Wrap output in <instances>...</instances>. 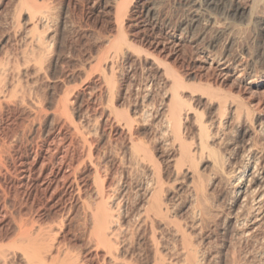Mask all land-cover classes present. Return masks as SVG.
Instances as JSON below:
<instances>
[{"label": "rangeland", "instance_id": "rangeland-1", "mask_svg": "<svg viewBox=\"0 0 264 264\" xmlns=\"http://www.w3.org/2000/svg\"><path fill=\"white\" fill-rule=\"evenodd\" d=\"M23 1L0 0V72L7 68L6 73L4 71V73H0V80L2 79L3 82L0 81V88L3 87L2 90H5V95L9 97H5L6 102L3 99L0 105V157L2 162L0 166V240H2L0 242L7 243V240H10L16 231L14 222L21 218L30 223H35L36 226L45 227V232L48 231L46 235L50 233V236H47L48 241L52 244V248H49V255H47L49 261L54 258L58 259V255L62 251L63 255L67 254L70 257L67 256L72 263H74L73 259H76L74 264H110L109 258L105 256V247L98 244L95 236V239L91 237V228H89L91 227V216L87 206L97 200L93 190L98 181L95 176L98 170L96 175H102L100 177L102 183L105 179L106 182L104 181L103 185L106 191H114L118 187L114 191L115 193L113 192L114 195L111 193V198L113 211L116 210L115 213H117L116 219H118L116 221L125 230L121 234L123 236L119 238L121 239L120 243L116 244L118 248L121 246L119 249L124 253V257L120 259L124 264H153L156 253L154 250L158 248L161 254L164 252L162 255L166 256V258L163 257L167 264L170 263L169 260L175 261L176 259L177 262H175L179 264L181 258L179 256H182L179 254L183 252L182 245H180L181 238H177L179 234L175 233L177 232L176 227L186 231L188 238H191L189 241L191 240L190 245L193 248L198 247V250L195 249L200 250L198 253L201 252V257L198 254L200 258L203 257L200 259L201 264H264V227L253 232V235L244 236L242 232L245 228L243 216L237 212L238 209L233 208V198L231 194L226 192L228 191L226 188L229 186L215 175L216 173L211 169L209 162L206 161V155L202 158H199L201 156L198 155L196 163L203 175L201 180L204 179V181L201 182L203 186L205 184L204 188L209 196L208 199L209 201L214 200L210 202V205L214 203V206H211V216L209 215L203 221L199 219H195V221L194 218L196 217L193 215V211L190 213L193 205L190 199V189H192L189 185L191 182L190 174L184 175L187 173L184 171L178 175L173 174V163L169 160L174 152L171 145L172 138L169 135L160 134L162 133L160 130L162 129V122L159 120V114L166 107L169 98L161 97L164 94L162 76L166 67L158 60L173 66L190 83H210L209 85L213 88H222L223 91L225 90L236 98L240 97L243 100L245 98L244 101L251 106L254 102L257 106L261 104L260 108L263 107L264 95L262 91L264 86L258 89L259 91L255 88L251 89L244 80L250 81L255 76L264 75V25L260 22L264 21V2L262 3L263 6L261 4L256 9L255 16L248 19L241 15L230 16L227 13L230 1L216 7L207 4L204 0H198L196 3L194 0H127L129 7L122 16H118L122 0H36L38 8H41L37 12L43 11L45 15L41 12L40 14L33 12L28 6L22 7ZM250 3L252 0H241V4H245L244 6H249ZM153 7L157 8L154 9ZM40 18L44 20L42 19V21ZM120 19L124 21L123 30L127 33L128 39L145 51L135 52L136 50L132 47L123 46L125 48L123 51V47H119L121 52L111 44L117 35L116 29H118L119 23H116ZM148 21L152 24L149 23V25ZM141 23H143L142 26ZM212 25H216V28L211 27ZM144 29L148 32H145ZM30 32H34L33 35ZM28 33L31 36H28ZM41 34L46 35H44L47 38L45 43L48 45L43 49L32 43H38L40 36L45 39ZM169 34H182L183 40L179 45L181 47L174 46L170 40H167ZM33 37L36 38V41L32 39ZM155 37L159 38L156 39ZM162 39L164 40L161 41ZM170 43L174 46H172L173 49H171ZM200 47L215 58L217 57L218 61L228 64L234 73L229 72L225 77L224 73L213 69L214 66L211 68L208 63L197 60L194 56L201 49ZM154 57L156 58L154 59ZM106 59L107 62H105ZM229 75L231 76L229 77ZM237 75H242L244 79H237ZM155 80H159V82ZM148 84L149 86H147ZM108 86L111 90L114 88L112 90L114 93L108 89ZM162 87L163 91L161 90ZM12 90L16 92L15 95L11 93ZM249 91L252 93L250 94ZM260 93L262 95H258ZM15 96H17L16 102ZM259 97H263L262 101ZM198 101L196 100L194 104L200 106V110L205 109L204 112H208V108L204 107L206 106L204 102L198 103ZM256 104L253 105V108H257V106L255 107ZM211 112L210 115L215 116L216 109ZM120 114L125 116H120ZM128 116L131 117V120ZM126 117L130 120V129ZM230 126L227 130L220 131L222 133L218 132L222 138L228 132L225 138L229 142L227 143L223 138L225 144H220L221 146L218 148L221 151L224 147V151L221 152L224 155L226 153L227 156H225L231 161L230 171L234 172L233 167L236 166L234 163L238 158L242 144L240 140L242 127L238 123ZM157 127H159L158 130H156ZM189 128L191 129L189 126L183 133L188 142L193 140L191 138L193 131ZM189 130L191 134L188 133ZM231 131L232 133H230ZM91 132L92 135L89 134ZM212 132L216 133V129L214 128ZM80 135L87 141H84L85 139H82ZM131 136L137 140L141 138V142L147 143L145 145L149 146V156L153 155V162L148 156H145V159L139 162L140 164L129 160L128 149L126 148H128ZM166 136L169 139L165 138ZM193 137L195 142L190 143L196 144L197 138L195 135ZM231 137H235V139ZM262 138H260V143L264 146V138ZM153 152L154 154H152ZM88 153L91 154V157ZM154 162L161 168L162 184L159 187L162 195H160L161 201H165L167 204L164 205L170 208L167 213L169 216L167 215V218L162 219L164 223L160 219L149 222L142 217L143 205L146 201L145 193L148 190L146 188L148 187L147 182L151 180L148 168ZM137 166L140 168L138 169ZM143 171H147V175ZM211 177L212 180H210ZM221 189L223 191L225 189V191L223 192ZM118 190H121V193ZM213 196L215 197L213 198ZM190 207L191 209H189ZM14 218L17 219L14 220ZM205 220L206 222H204ZM165 223L169 228H166ZM171 228L175 231L172 232ZM153 231L158 238L157 242L155 241L156 245L153 239ZM19 254L18 252L15 260L12 259L15 261L14 264H24L23 261H20L21 256ZM173 261L170 264H176ZM67 262L70 264V261ZM37 264L42 263L37 262Z\"/></svg>", "mask_w": 264, "mask_h": 264}, {"label": "bare ground", "instance_id": "bare-ground-1", "mask_svg": "<svg viewBox=\"0 0 264 264\" xmlns=\"http://www.w3.org/2000/svg\"><path fill=\"white\" fill-rule=\"evenodd\" d=\"M36 0H24L23 1V6L22 7H26L28 6L33 12H37L39 10L37 3L35 2ZM38 1V0H37ZM165 1V0H164ZM198 0H194V2L196 3ZM207 4L209 5H213V6H220L222 3L224 2H228L230 1V5L227 8V13L230 14V16L234 15V17H236V15H241L242 17H246V18H250L252 19V17L255 16V12L256 9L264 2V0H252V3L249 4V6H244L241 4V0H204ZM19 2V1H18ZM161 2V1H160ZM39 3V2H38ZM127 0H122V2L120 3L119 6V15L118 16H122V14L126 11V9L129 7V5L127 4ZM264 4V3H263ZM262 4V6H263ZM44 5V4H43ZM43 5H41L42 7H44ZM48 5V4H46ZM154 5V4H153ZM152 5V6H153ZM165 5V4H164ZM247 5V4H246ZM162 6V5H161ZM18 7V6H17ZM20 7V6H19ZM160 7V6H159ZM149 8V7H148ZM152 8V7H151ZM150 8V9H151ZM154 8V7H153ZM157 8V7H155ZM154 8V9H155ZM41 9V8H40ZM260 9V8H259ZM20 10V9H19ZM53 10V9H52ZM169 10V9H168ZM54 11V10H53ZM52 11V12H53ZM144 11V10H142ZM160 11V10H159ZM32 12V13H33ZM44 12L43 11H39L37 12V14H40ZM157 12V11H156ZM259 12H261L259 10ZM258 12V13H259ZM48 13V11H47ZM46 13V14H47ZM116 14V13H115ZM143 14V12H142ZM141 14V15H142ZM146 14V13H144ZM150 14V13H149ZM42 15V14H41ZM40 15V16H41ZM45 15V14H44ZM48 15H50L48 13ZM57 15V14H56ZM155 15V14H154ZM159 15V14H157ZM161 15V14H160ZM31 16V15H30ZM47 16V15H46ZM139 16H140V12H139ZM149 16V15H148ZM258 16V15H257ZM42 17H44L42 15ZM48 17V16H47ZM147 17V16H145ZM151 17V16H150ZM148 17V19L150 18ZM260 17V14H259ZM35 18V17H34ZM143 18V17H142ZM18 19V18H17ZM16 19V20H17ZM33 19V18H32ZM31 19V20H32ZM43 19V18H42ZM40 18V20H42ZM118 19V18H117ZM124 19V16H123ZM146 19V18H145ZM146 19V20H148ZM38 20V19H37ZM44 20V19H43ZM42 20V21H43ZM46 20V18H45ZM53 20V19H52ZM57 20V19H56ZM150 20V19H149ZM158 20V19H157ZM192 20V19H191ZM15 21V20H14ZM20 21V20H19ZM50 21V20H49ZM145 21V20H144ZM16 22V21H15ZM123 20L120 19L119 22H117L116 24L119 23L118 25V29L117 30V35L115 36V38L111 41V44L113 46H115L116 48H118L120 50L119 47H123V46H127V47H132V49H135L134 51H145L143 50L142 47L136 46L135 44H133L130 39H128L127 37V33H125V31L123 30L124 26H123ZM143 22V21H142ZM152 22V20H151ZM157 22V21H156ZM256 22V21H255ZM263 23L264 25V21H260ZM13 23V22H12ZM21 23V22H20ZM38 23V22H37ZM40 23V21H39ZM53 23V22H52ZM148 24L150 23L149 21L147 22ZM14 24V23H13ZM49 24V23H48ZM143 23H141L142 26ZM152 24V23H150ZM149 24V25H150ZM156 24V23H155ZM154 24V25H155ZM260 24V23H259ZM19 25V24H18ZM33 25V24H32ZM36 25V24H35ZM44 25V24H43ZM55 25V24H54ZM148 25V26H149ZM230 25V23H229ZM21 26V25H20ZM147 26V25H146ZM162 26V25H161ZM183 26V25H182ZM216 25H212L211 27H215ZM145 27V26H144ZM154 27V26H153ZM151 27V28H153ZM191 27V26H190ZM142 28V27H141ZM148 28V27H147ZM150 28V27H149ZM160 28V27H159ZM172 28V27H171ZM170 28V29H171ZM216 28V27H215ZM218 28V26H217ZM220 28V27H219ZM235 28V27H234ZM156 29V28H155ZM162 29V28H161ZM174 29V28H173ZM264 29V28H263ZM17 30V29H16ZM37 30V29H36ZM50 30V29H49ZM146 29H144L145 31ZM230 30V29H229ZM24 31V30H23ZM27 31V30H26ZM35 31V30H34ZM152 31V29H151ZM161 31V30H160ZM168 31V30H167ZM171 31V30H170ZM182 31V30H181ZM245 31V30H244ZM19 32V31H18ZM148 32V31H145ZM174 32V31H173ZM172 32V33H173ZM179 32V31H178ZM187 32V31H186ZM185 32V33H186ZM195 32V31H194ZM6 33V32H5ZM32 33V32H30ZM34 33V32H33ZM32 33V35H33ZM37 33V32H36ZM153 33V32H152ZM151 33V34H152ZM167 33V32H166ZM181 33V32H180ZM193 33V32H192ZM40 34V33H39ZM38 34V35H39ZM149 34V33H148ZM156 34V33H155ZM27 35V33H26ZM41 35H45V34H41ZM163 35V34H162ZM166 35V34H165ZM164 35V36H165ZM28 36L29 35L28 33ZM46 36V35H45ZM44 36L45 39H43V37L38 39V43H34L32 41L33 44H37V46L39 45L40 47H45L47 44L45 43V40L47 39ZM152 36V35H149ZM160 36V35H158ZM198 36V35H197ZM35 37V36H34ZM32 38L34 39V41H36V38ZM130 37V36H129ZM147 37V36H146ZM161 37V36H160ZM205 37V35H204ZM144 38V37H143ZM152 38V37H151ZM156 38V37H155ZM159 38V37H158ZM156 38V39H158ZM199 38V37H198ZM203 38V37H202ZM19 39V38H18ZM30 39V40H32ZM196 39V38H195ZM51 40V39H49ZM132 40V39H131ZM152 40V39H151ZM164 39H162L161 41H163ZM166 40V39H165ZM170 40L171 43H173L174 46H179L182 43L183 40V36L181 35H177V34H169L168 35V39ZM48 41V40H47ZM156 41V40H155ZM22 42V41H21ZM49 42V41H48ZM47 42V43H48ZM154 42V41H153ZM160 42V41H159ZM166 42V41H165ZM185 42V40H184ZM152 43V42H151ZM156 43V42H155ZM171 43L169 45H171ZM208 43V42H207ZM51 44V42H50ZM164 44V42H163ZM167 44V43H166ZM201 44V43H198ZM202 44H204V42H202ZM206 44V43H205ZM29 45V44H28ZM141 45V44H140ZM152 45H154L152 43ZM168 45V46H169ZM171 45V49L172 46ZM195 45V44H194ZM5 46V44H4ZM30 46V45H29ZM33 46V45H32ZM159 46V45H158ZM173 46V47H174ZM206 46V45H204ZM48 47V45H47ZM149 47V46H148ZM165 47V45H164ZM181 47V46H179ZM26 48V47H25ZM39 48V47H38ZM46 48V47H45ZM124 48V47H123ZM122 51L125 50V48ZM156 48V47H155ZM162 48V47H161ZM170 48V47H169ZM201 49H199L198 52L195 53V58L197 60L200 61H204L205 63H208V65L215 69L216 71L222 72L225 74H229L230 73H234V70L232 68H229L228 64L226 65L225 62H221L218 61L214 56L210 55L208 52H206L205 49H202V47H200ZM205 48V47H204ZM208 48V47H207ZM148 49V48H147ZM163 49V48H162ZM161 49V50H162ZM177 49V48H176ZM175 49V50H176ZM192 49V48H191ZM56 50V49H55ZM54 50V51H55ZM100 50V49H99ZM158 50V49H157ZM164 50V49H163ZM162 50V51H163ZM170 50V49H169ZM174 50V51H175ZM181 50V49H180ZM179 50V51H180ZM195 50V48H194ZM193 50V51H194ZM209 50V49H208ZM211 50V49H210ZM209 50V51H210ZM25 51V50H24ZM34 51V50H33ZM37 51V50H36ZM46 51V50H45ZM121 51V50H120ZM119 51V52H120ZM121 51V52H122ZM128 51V49H127ZM155 51V50H154ZM171 51V50H170ZM35 52V51H34ZM43 52V50H42ZM47 52V51H46ZM111 52V51H110ZM114 52V51H113ZM112 52V53H113ZM118 52V51H116ZM141 52V53H142ZM172 52V51H171ZM177 52V51H176ZM181 52V51H180ZM39 53V52H38ZM158 53V52H157ZM194 53V52H193ZM117 54V53H115ZM114 54V56H116ZM133 54V53H132ZM148 54V53H147ZM155 54V53H154ZM12 55V54H11ZM10 55V56H11ZM123 55V54H122ZM127 55V54H126ZM146 55V53H145ZM152 56V54H150ZM7 56V55H6ZM15 56V55H14ZM38 56V55H37ZM137 56V55H136ZM144 56V55H143ZM9 57V55H8ZM44 57V56H42ZM146 57V56H145ZM148 57V55H147ZM233 57V56H232ZM254 57V56H253ZM3 58V57H2ZM5 58V57H4ZM115 58V57H114ZM113 58V59H114ZM131 58V57H130ZM140 58V57H139ZM149 58V57H148ZM152 58V57H151ZM156 57H154L155 59ZM192 58V57H191ZM220 58V57H219ZM40 59V58H38ZM138 59V58H137ZM136 59V60H137ZM153 59V60H154ZM5 60V59H4ZM37 60V59H35ZM110 60V59H109ZM128 60V59H127ZM161 63H163L162 65H165L166 70L165 72H163V76L162 74H160L163 79H164V94L161 96L163 98V96H165L164 99L169 98V102H167V104L165 103L166 101L164 99L166 107H164L161 111H160V119L158 117L159 120H161L160 122H162V129H160L162 131V133L160 134H164V135H169L171 136V140H172V147L174 150V154L172 153L171 160L173 163V171L175 175H178L179 173H181L182 171L187 172L186 174L184 173V175H187L188 173L190 174V186L192 189L191 190V200H192V210L190 211V213L192 212L193 215H195L196 218L195 219H199V220H204L206 218L209 217V215L211 214L212 211V207L214 206L213 204L210 205V202L208 199V195L205 192V184L203 186L201 181H204V179L201 180L202 178V173L199 170L200 168L198 167V164L196 163V159L197 156L200 155L202 158L204 155H206L207 160L211 166V169L216 173L215 175L218 176L220 178L221 181L226 182V185L229 186L228 188H225L228 190L226 192H228L227 194H231V197L233 198V208L235 210L238 209V213H240L241 216H243V221H244V229H243V234L246 237V235H253V232L255 231H259L260 229H262L264 227V146H262V144L260 143V138L263 137L264 138V106L260 108V105L257 106L256 103L252 102V106L249 105L245 100H243V98H236L234 97L232 94L227 93L225 90L223 91L222 88H213L211 85L209 84H205L204 82H199V83H190L187 80H185L183 78V74L180 75L179 72H177L173 66L171 67L170 64L166 63L165 61H162L160 59H158ZM157 60V62L159 63V61ZM166 60V59H165ZM19 61V60H18ZM35 62V61H34ZM52 62V61H51ZM107 62V59L106 61ZM134 62V61H133ZM137 62V61H136ZM143 62V61H142ZM156 62V63H157ZM3 63V62H2ZM22 63V62H21ZM40 63V62H39ZM112 63V62H111ZM159 63V64H161ZM18 64V63H17ZM38 64V62H37ZM98 64V63H97ZM100 64V63H99ZM104 64V63H102ZM136 64V63H135ZM153 64V63H152ZM41 65V64H40ZM108 65V63H107ZM112 65V64H110ZM140 65V64H139ZM233 65V64H232ZM2 66V65H1ZM5 66V65H3ZM16 66V65H15ZM208 66V69H210ZM9 67V66H8ZM37 67V66H36ZM107 67V66H106ZM111 67V66H109ZM113 67V66H112ZM111 67V68H112ZM156 67V66H154ZM159 67V66H158ZM163 67V66H162ZM161 67V68H162ZM189 67V66H188ZM2 68V67H1ZM48 68V67H47ZM120 68V67H119ZM152 68V67H151ZM3 69V68H2ZM1 69V70H2ZM10 69V68H9ZM12 69V68H11ZM17 69V68H16ZM19 69V68H18ZM150 69V68H149ZM237 69V68H236ZM239 69V68H238ZM7 70V68H6ZM5 70V71H6ZM50 70V69H49ZM145 70V69H144ZM154 70V69H153ZM158 70V69H156ZM4 71V69L2 70V72ZM4 71V72H5ZM146 71V70H145ZM163 71V70H162ZM208 71V70H207ZM210 71V70H209ZM243 71V70H242ZM241 71V72H242ZM0 72V73H2ZM3 72V73H4ZM10 72V71H9ZM40 72V71H39ZM211 72V71H210ZM214 72V71H213ZM212 72V73H213ZM244 72V71H243ZM6 73V72H5ZM8 73V72H7ZM142 73V72H141ZM150 73V72H149ZM153 74V73H152ZM186 74V73H185ZM190 74V73H188ZM216 74V72H215ZM218 74V73H217ZM2 75V74H1ZM151 75V74H150ZM243 75V73H242ZM242 75H237L236 78L239 80H243V76ZM46 76V75H45ZM108 76V74H107ZM111 76V75H109ZM146 76V75H145ZM148 76V75H147ZM231 75H229L230 77ZM7 77V76H6ZM14 77V76H13ZM44 77V76H43ZM87 77V76H86ZM217 77V76H216ZM219 77V76H218ZM217 77V78H218ZM39 78V77H38ZM90 78V77H89ZM247 78V77H246ZM4 79H6L4 77ZM9 79V78H8ZM15 79V78H14ZM149 79V77H148ZM153 79V78H152ZM159 79V78H158ZM194 79V78H193ZM226 79V78H225ZM228 79V78H227ZM145 80V79H144ZM162 80V78H161ZM210 80V79H209ZM224 80V78H223ZM222 80V81H223ZM234 80V79H233ZM2 82V79L0 80ZM5 81V80H4ZM14 81V80H13ZM114 81V80H113ZM156 81V80H155ZM159 82V80H157ZM156 81V82H157ZM163 81V80H162ZM196 81V80H195ZM194 81V82H195ZM206 81V80H205ZM236 81V80H235ZM245 83H248L249 88L251 89H261L264 86V75L262 76H255L252 80L247 81L244 80ZM109 82V81H108ZM151 82V81H150ZM3 83V82H2ZM6 83V82H4ZM8 83V82H7ZM12 83V82H11ZM161 83V82H160ZM15 84V83H14ZM150 84V83H149ZM149 84L147 86H149ZM1 85V83H0ZM16 87H18L17 84H15ZM34 85V84H33ZM110 85V84H109ZM139 85V84H138ZM161 85V84H160ZM163 85V84H162ZM239 85V84H238ZM247 85V84H246ZM7 86V85H6ZM37 86V85H36ZM114 86V85H113ZM221 86V85H220ZM219 86V87H220ZM1 87V86H0ZM5 87V85H4ZM8 87V86H7ZM27 87V86H26ZM109 87V86H108ZM145 87V86H144ZM215 87V86H214ZM248 87V86H247ZM3 88V87H2ZM2 88H0V105L2 104V100L5 101L7 97V95H5L4 91L2 90ZM29 88V87H28ZM136 88V87H135ZM150 88V87H149ZM14 89V88H12ZM96 89V88H95ZM110 91H112L110 89V87L108 88ZM140 89V88H139ZM146 89V88H144ZM155 89V88H154ZM246 89V88H245ZM15 90V89H14ZM12 90V94L15 95V91ZM17 90V89H16ZM28 90V89H27ZM116 90V89H115ZM152 90V89H151ZM163 91V87L161 89ZM241 90V89H240ZM3 91V92H2ZM9 91V90H8ZM140 91V90H139ZM160 91V90H159ZM245 91V90H244ZM259 91V90H258ZM18 92V91H17ZM38 92V91H37ZM114 93V91H112ZM145 92V91H144ZM158 92V91H157ZM250 92V91H249ZM256 92V91H255ZM254 92V93H255ZM10 93V92H9ZM159 93V92H158ZM163 93V92H162ZM233 93V92H232ZM252 92H250L251 94ZM8 94V93H7ZM19 94V93H18ZM16 94V95H18ZM109 94V93H108ZM150 94V93H149ZM262 94L264 95V89L262 91ZM261 93L258 95H262ZM9 96H11L10 94H8ZM35 95V94H34ZM149 97V95H147ZM153 96V94H152ZM240 96V95H239ZM255 96V95H254ZM6 97V98H5ZM110 97V96H109ZM108 97V98H109ZM135 97V96H134ZM243 97V96H241ZM13 98V95H12ZM17 98V96H15L14 100ZM153 98V97H152ZM155 98V97H154ZM153 98V99H154ZM257 98V97H256ZM260 98V97H259ZM263 98V97H262ZM262 98L261 101H262ZM8 100V99H7ZM112 100V99H111ZM148 100V99H147ZM199 102H204V104L206 106H204L205 108H208V112H204V110H200L198 105L194 104L195 101ZM258 100V99H257ZM11 101V100H10ZM37 101V100H36ZM108 101V100H107ZM133 101V100H132ZM145 101V100H144ZM249 101V100H247ZM251 101V100H250ZM253 101V100H252ZM260 101V100H259ZM258 101V102H259ZM6 102V101H5ZM16 102V100H15ZM14 102V103H15ZM31 102V101H30ZM109 102V101H108ZM112 102V101H111ZM110 102V103H111ZM153 102V101H152ZM69 103V102H68ZM144 103V102H143ZM150 103V102H148ZM156 103V102H155ZM9 104V103H8ZM113 104V103H112ZM154 106V103H152ZM161 104V103H160ZM165 104H163V106H165ZM255 105V107L257 106V108H253V105ZM259 104V103H258ZM66 105V104H65ZM114 105V104H113ZM11 106V105H10ZM143 106V105H142ZM152 106V107H153ZM161 106V105H160ZM30 107V106H29ZM151 107V106H150ZM159 107V106H158ZM260 109H259V108ZM70 108V107H69ZM162 108V107H161ZM67 109V108H66ZM144 109V108H143ZM154 109V108H153ZM216 109V114L214 115H210L212 114V110ZM63 110V109H62ZM116 110V109H115ZM147 111V109H144ZM156 111L158 109H155ZM207 110V109H206ZM258 110V111H257ZM155 111V112H156ZM56 112V111H55ZM60 113V112H59ZM111 113V112H110ZM147 113V112H146ZM209 113V114H206ZM126 114V113H125ZM144 114V113H143ZM148 114V113H147ZM158 114V113H157ZM111 115V114H110ZM117 115V114H116ZM125 116L124 114H120V116ZM145 115V114H144ZM143 115V116H144ZM113 116V115H112ZM119 116V115H118ZM142 116V117H143ZM214 116V117H213ZM129 117V116H128ZM115 118H118L117 116H115ZM125 118V117H124ZM131 120V117H129ZM129 118L126 117L127 120V125L129 126V129L131 128V124H130V120ZM146 118V117H145ZM100 119V118H99ZM157 119V116H156ZM88 120V119H87ZM145 120V119H144ZM82 121V120H81ZM158 121V120H157ZM156 121V122H157ZM147 122V121H146ZM151 122V121H150ZM155 122V123H156ZM98 123V122H97ZM134 123V122H133ZM154 123V124H155ZM159 123V121H158ZM241 125L242 127V132H241V148H240V152L238 155V158L236 159L235 163L236 166L235 168L233 167L234 172L230 171V160H228V158L226 157V153L225 155L222 153L224 151V147L222 148V152L220 151V149L218 147H220L222 143H224L223 138H225V135L228 133H225V135H223V138L220 137V134H218V132L223 131V130H227V128L232 125V124H237ZM36 124V123H35ZM78 124V123H77ZM91 124V123H90ZM160 124V123H159ZM160 124V127H161ZM79 125V124H78ZM120 125V124H119ZM150 125V124H149ZM96 126V125H95ZM156 127V125H154ZM158 126V125H157ZM191 127L192 131H193V135H191V138H193L192 141L190 142H195L194 139V135L196 136L195 138H197V143L193 144L188 142L183 133L185 132L186 129H188V127ZM235 126V125H233ZM38 127V126H37ZM86 127V126H85ZM231 127V126H230ZM238 127V126H237ZM235 127V128H237ZM89 128V127H88ZM214 128L216 129V133L214 134L212 131L214 130ZM94 129V128H93ZM96 129V128H95ZM132 129L134 130V128L132 127ZM159 127H157L156 130H158ZM190 129V128H189ZM190 129V130H191ZM232 129V128H231ZM78 130V127H77ZM132 130V132L134 133V131ZM159 130V131H160ZM190 130L188 131V133L190 132ZM71 131V130H70ZM79 131V130H78ZM90 131V128H89ZM92 131V130H91ZM124 131V130H123ZM154 131V130H153ZM159 131H156L157 133ZM160 131V132H161ZM237 131V130H236ZM137 132V131H136ZM84 133V130H83ZM88 133V132H87ZM222 133V132H220ZM224 133V132H223ZM232 133V131L230 132ZM89 134H93L92 132ZM136 134V133H134ZM187 134V133H186ZM191 134V133H189ZM217 134V135H216ZM77 135V134H76ZM85 135H87L85 133ZM230 135V134H228ZM234 135V134H233ZM236 135V134H235ZM238 135V134H237ZM81 136V135H80ZM129 136V135H128ZM138 136V135H135ZM155 136V135H154ZM231 136V135H230ZM229 136V137H230ZM78 137V136H77ZM83 136H81L82 138ZM85 137V136H84ZM91 137V136H90ZM126 137V136H125ZM188 137V136H186ZM227 137V136H226ZM228 137V138H229ZM238 137V136H235ZM235 137H231L232 139ZM140 138V137H139ZM158 138V137H157ZM167 138V136L165 137ZM230 138V139H231ZM262 138V139H263ZM85 139V138H82ZM141 139V138H140ZM139 140H137L135 137H130V141L128 142V157L129 160L133 163H139L142 162L145 159V156H148L150 158V160L153 162V155L149 156V149L148 147L145 145L147 143H143ZM159 139V138H158ZM162 139V138H161ZM169 139V138H167ZM227 138H225V141ZM229 139V140H230ZM76 140V139H75ZM91 139H89L90 141ZM147 140V139H146ZM160 140V139H159ZM158 140V141H159ZM165 140V139H163ZM162 140V141H163ZM84 141H87V139H85ZM157 141V142H158ZM168 141V140H167ZM166 141V142H167ZM233 141V140H232ZM81 142V141H80ZM91 142V141H90ZM89 142V143H90ZM148 142V141H147ZM170 142V141H169ZM231 142V141H230ZM235 142V140L233 141ZM263 142V141H261ZM83 143V141H82ZM85 143V142H84ZM87 143V142H86ZM109 143V142H108ZM171 143V142H170ZM227 143H229L227 141ZM237 143V142H236ZM88 144V143H87ZM166 144V143H165ZM225 144V143H224ZM232 144V143H231ZM149 145V144H148ZM156 145V144H155ZM169 145V144H167ZM219 145V146H218ZM228 145V144H226ZM234 145V143H233ZM59 146V145H58ZM85 146V145H84ZM89 146V145H87ZM92 147V146H91ZM116 147V146H115ZM171 147V146H169ZM2 148V147H1ZM87 148V147H86ZM151 148V147H150ZM227 148V147H226ZM231 148V147H230ZM153 149V148H151ZM172 149V148H171ZM234 149V147H233ZM1 150V149H0ZM10 150V149H9ZM90 150V149H88ZM87 150V151H88ZM169 150V149H167ZM227 150V149H226ZM225 150V151H226ZM237 150V149H236ZM235 150V151H236ZM117 151V150H116ZM126 151V150H125ZM152 151V150H151ZM234 151V153H235ZM89 152V151H88ZM121 152V151H120ZM168 152V151H167ZM170 152V151H169ZM233 152V151H232ZM90 154V153H88ZM154 154V152L152 153ZM166 154V153H165ZM168 154V153H167ZM228 154V153H227ZM231 154V153H230ZM1 155V154H0ZM237 155V154H236ZM127 156V155H126ZM124 156V157H126ZM229 156V155H228ZM91 157V154H90ZM127 157V158H128ZM155 157V156H154ZM156 158V157H155ZM168 158V157H167ZM168 160V159H167ZM168 160V162H169ZM198 160V159H197ZM204 160V161H205ZM232 160V159H231ZM147 161V159H146ZM201 161V160H200ZM234 162V161H233ZM201 163V162H199ZM206 163V162H205ZM79 164V163H78ZM140 164V163H139ZM160 164V163H159ZM164 164V163H163ZM208 164V163H207ZM2 165L1 162V157H0V166ZM123 165V164H122ZM136 165V164H135ZM121 166V165H120ZM145 166V165H144ZM201 166V165H200ZM204 167V165H202ZM208 166V165H206ZM67 167V166H66ZM99 167V166H98ZM132 167V166H131ZM172 167V165H171ZM202 167V168H203ZM97 168V167H96ZM138 168V166H137ZM135 168V169H137ZM140 168V167H139ZM138 168V169H139ZM142 168V167H141ZM144 168V167H143ZM165 168V167H164ZM208 168V167H207ZM206 168V170H208ZM137 169V170H138ZM146 169V167L144 168ZM205 169V168H204ZM129 170V169H128ZM142 170V169H141ZM149 170V174L151 175V180H149L148 183V190L147 192L144 194L146 196V201L145 204H141L143 205V210H142V214H143V218H145V220H159L160 221L162 219L167 218V213H168V209H170L169 207H167L166 205H164L166 202H162L161 201V197H160V189L159 187L162 184V178L160 174V170L161 168H159L155 162L154 164H151L148 168ZM147 170V171H148ZM168 170V169H167ZM172 170V169H170ZM147 171H143L146 175H147ZM163 171V170H162ZM205 171V170H204ZM140 172V171H139ZM211 172V171H210ZM95 173V172H94ZM98 173V170H97ZM96 173V174H97ZM105 173V172H104ZM171 173V172H170ZM205 173V172H204ZM76 174V173H75ZM97 177V182L95 184V189L93 190V192L95 191L94 197L97 199L96 202L92 201L93 203L89 204L86 209L89 210L88 212L89 215L91 216V232L90 234H92L91 237H96V240L98 242V244L102 245L103 247H105L104 249H106V255L109 260L108 262L110 264H124L122 261H120V259H122L123 256V252L120 250L121 246L118 248L116 247V244L120 243L119 238H121L120 236L125 230L118 225L117 223V219H116V214L115 211H113L112 208V198H111V193L113 194V192L115 190H117V188H113L114 191H106L103 183L105 181V179H103V183H102V179L100 178L102 175H96ZM137 174V173H136ZM143 174V173H142ZM144 174V175H145ZM208 175V174H207ZM117 176V175H116ZM164 176V175H163ZM182 176V175H181ZM211 176V175H210ZM215 176V177H216ZM23 177V176H22ZM186 177V176H185ZM101 179V180H100ZM148 179V177H147ZM181 179H183V177H181ZM214 179V177H213ZM64 180V179H63ZM100 180V181H99ZM165 180V179H164ZM163 180V181H164ZM175 180V179H174ZM180 180V179H179ZM188 180V179H187ZM212 180V177L211 179ZM216 180V179H215ZM120 181V180H119ZM146 181V180H145ZM106 182V181H105ZM171 182V181H170ZM219 182V181H218ZM78 183V182H77ZM95 183V182H93ZM177 183V182H176ZM175 183V184H176ZM205 183V182H203ZM223 183V182H222ZM221 183V184H222ZM111 184V183H110ZM164 184V183H163ZM211 184V183H210ZM208 184V185H210ZM224 184V183H223ZM146 185V184H145ZM207 185V184H206ZM122 186V185H121ZM130 186V185H129ZM147 186V185H146ZM170 186V185H169ZM172 186V184H171ZM170 186V188H171ZM174 186V185H173ZM188 186V184H187ZM176 187V186H175ZM221 187V186H220ZM107 188V186H106ZM111 188V187H110ZM181 188V187H180ZM207 188V186H206ZM109 189V188H107ZM163 189V188H162ZM166 189V188H165ZM208 190V189H207ZM206 190V191H207ZM222 190V189H221ZM119 191V190H118ZM121 191V190H120ZM119 191V192H120ZM138 191V190H137ZM223 191V190H222ZM225 191V189H224ZM223 191V192H224ZM163 192V191H161ZM189 192V191H188ZM209 192V190H208ZM207 192V193H208ZM216 192V191H215ZM222 192V193H223ZM79 193V192H78ZM115 193V192H114ZM118 193V192H117ZM121 193V192H120ZM81 194V193H80ZM163 194V193H162ZM114 195V194H113ZM112 195V196H113ZM162 196V195H161ZM228 196V195H227ZM143 197V196H142ZM175 197V196H174ZM185 197V196H184ZM187 197V196H186ZM211 197V196H210ZM215 196H213L214 198ZM137 198V196H136ZM139 198V197H138ZM163 199V197H162ZM165 199V198H164ZM211 199V198H210ZM218 199V198H217ZM231 199V198H230ZM145 200V199H144ZM143 200V201H144ZM219 200V199H218ZM214 201V200H213ZM212 201V202H213ZM232 201V200H231ZM84 202H87L86 200H84ZM121 202V200H120ZM115 203V202H114ZM118 203V202H117ZM187 203V202H186ZM87 205V203H85ZM120 204V203H119ZM125 204V203H124ZM167 204V203H166ZM188 204V203H187ZM186 204V206H187ZM232 204V203H231ZM189 205V204H188ZM114 206V205H113ZM172 206V205H171ZM117 207V206H116ZM189 207V206H188ZM142 208V207H141ZM80 209V208H79ZM85 209V210H86ZM118 209V208H117ZM191 209V207L189 208ZM123 210V209H122ZM84 211V210H83ZM125 211V210H124ZM188 211V213H189ZM232 211V210H231ZM1 212V211H0ZM87 212V211H86ZM122 213V212H121ZM132 213V212H131ZM237 213V214H238ZM141 214V215H142ZM183 215V214H182ZM191 215V214H190ZM213 215L214 212H213ZM212 215V216H213ZM4 216V215H3ZM139 216H140V211H139ZM169 216V215H168ZM174 216V215H172ZM211 216V215H210ZM233 216V215H232ZM141 217V218H142ZM5 218V217H4ZM171 218V217H170ZM174 218V217H173ZM191 218V217H189ZM211 218V217H210ZM214 218V217H213ZM237 218V217H236ZM241 218V217H240ZM17 219V218H16ZM14 218V220H16ZM140 219V218H139ZM172 219V218H171ZM178 219V218H177ZM239 219V218H238ZM168 220V219H166ZM242 220V219H240ZM239 220V221H240ZM4 221V219H3ZM142 221V220H141ZM164 223V220H162ZM171 221V220H170ZM196 221V220H195ZM237 221V222H239ZM148 222V221H147ZM166 222V221H165ZM174 222V221H173ZM182 222V221H181ZM206 222V220L204 221ZM16 225V231L14 233V235L12 237H10V240H7V243H2L0 242V264H14L15 261H13L12 259L18 256L17 253L19 252L20 254V261H23L24 264H37V262H41L42 264H64L67 261L71 262V259H68V255H63L62 251H60L59 255H58V259L54 258L52 261H49L47 258V255H49V248H52V244H50V242L48 241V238L46 235L47 232H45V227L42 228V226L38 225L36 226L35 223H30L24 219H19L16 220V222H14ZM156 223V221H155ZM167 223V222H166ZM165 223L166 228L167 227ZM171 223V222H170ZM195 223V222H194ZM200 223V222H199ZM133 224V223H132ZM160 224H162L160 222ZM174 224V223H173ZM180 224V222H179ZM178 224V225H179ZM196 224V223H195ZM238 224V223H237ZM243 224V223H241ZM146 225V224H145ZM144 225V226H145ZM169 225V224H168ZM194 225V224H193ZM234 225V224H233ZM240 225V224H239ZM52 226V225H51ZM150 226V225H149ZM158 226V225H156ZM177 226V225H175ZM225 226V224H224ZM84 227V226H83ZM130 227V226H129ZM153 227V226H151ZM171 227V226H170ZM197 227V225H196ZM243 227V226H242ZM156 228V227H155ZM165 228V230H166ZM173 229H175L174 227H172ZM171 228V229H172ZM177 228V235L179 234V236H177V238H181V244L182 245V256L180 258V263L179 264H201L200 258L201 257V252L198 253L199 251H197L198 247H192L190 245V241L189 238L186 234V231H183L180 229V227H176ZM181 228H184L183 226H181ZM193 228V226H192ZM241 228V227H240ZM126 229V228H125ZM141 229V228H140ZM139 229V230H140ZM172 229V230H173ZM47 230V228H46ZM49 230V228H48ZM150 230V229H149ZM156 230V229H155ZM187 230V228H186ZM52 231V230H50ZM175 230H173L172 232H174ZM157 232V230H156ZM170 232V229H169ZM54 233V232H53ZM135 233V232H134ZM155 231H153V239L154 242L158 240L157 235H155ZM164 234V233H163ZM259 234V233H258ZM173 235V234H172ZM50 236V235H49ZM52 236V235H51ZM125 236V235H124ZM129 236V235H128ZM195 236V235H193ZM94 237V239H95ZM166 237V236H165ZM243 237V236H242ZM151 238V237H150ZM168 238V237H167ZM176 238V237H175ZM259 238V237H258ZM90 239V238H89ZM191 239V238H190ZM264 239V238H263ZM2 240V239H1ZM0 240V241H1ZM92 240V239H91ZM123 240V239H122ZM126 240V239H125ZM152 240V239H151ZM163 240V239H162ZM168 240V239H167ZM257 240V239H256ZM180 241V240H179ZM131 242V241H130ZM155 242V245H156ZM193 242V241H192ZM124 243V241H123ZM256 243V242H255ZM159 244V243H158ZM121 245V244H120ZM194 245V244H193ZM219 246V245H218ZM241 247V246H240ZM245 247V246H244ZM197 250H196V249ZM124 249V248H123ZM159 249V248H158ZM156 249L154 251H156L155 253V260L153 262V264H167L166 260L164 259V257L166 258L165 255H162L164 252H162V254L160 253V251ZM200 249V248H199ZM236 249V248H235ZM53 251V249H51ZM180 250V249H179ZM124 251V250H123ZM208 251V250H207ZM212 251V250H211ZM236 251V250H235ZM62 253V254H61ZM69 253V252H68ZM181 253V252H180ZM51 254V253H50ZM65 254V253H64ZM168 254V253H167ZM166 254V255H167ZM173 254V253H172ZM171 254V255H172ZM200 257H199V255ZM234 254V253H233ZM73 255V254H72ZM253 255V254H252ZM68 256V257H67ZM150 256V255H149ZM164 256V257H163ZM178 256V255H177ZM55 257V256H54ZM176 257V256H175ZM174 257V258H175ZM231 257V256H230ZM53 258V257H52ZM70 258V257H69ZM146 258V257H145ZM171 258V259H174ZM68 259V260H67ZM83 259V258H82ZM176 259V258H175ZM74 263L76 261V259H73ZM104 260V259H103ZM143 260V259H142ZM168 260V257H167ZM261 260V259H260ZM79 261V260H78ZM173 261V260H172ZM172 261L169 260V262L171 263ZM177 262V259L175 260ZM175 261H173V263H176ZM22 262V263H23ZM105 262V261H104ZM206 262V261H205ZM232 262V261H231ZM72 263V264H74ZM152 263V262H151ZM168 263V264H170ZM203 263V262H202ZM66 264H69V262H67ZM177 264V263H176Z\"/></svg>", "mask_w": 264, "mask_h": 264}]
</instances>
